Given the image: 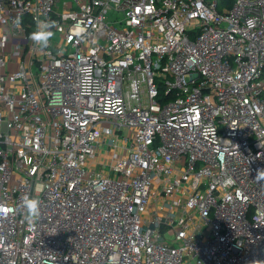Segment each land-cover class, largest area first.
Returning <instances> with one entry per match:
<instances>
[{
    "label": "built area",
    "instance_id": "obj_1",
    "mask_svg": "<svg viewBox=\"0 0 264 264\" xmlns=\"http://www.w3.org/2000/svg\"><path fill=\"white\" fill-rule=\"evenodd\" d=\"M260 169L264 0H0V264L264 261Z\"/></svg>",
    "mask_w": 264,
    "mask_h": 264
},
{
    "label": "clouds",
    "instance_id": "obj_2",
    "mask_svg": "<svg viewBox=\"0 0 264 264\" xmlns=\"http://www.w3.org/2000/svg\"><path fill=\"white\" fill-rule=\"evenodd\" d=\"M35 30L29 35L32 43L38 47L42 52L47 50L50 46V41L53 39L55 33L52 31L56 27V22L48 18L36 17L34 20ZM12 26L15 29H21L22 18L17 16L12 21ZM257 181H264V169H260L256 176ZM42 201L38 198L25 196L21 200V208L24 212V221L29 225H35L41 218ZM250 264H264V261L253 260Z\"/></svg>",
    "mask_w": 264,
    "mask_h": 264
},
{
    "label": "trees",
    "instance_id": "obj_3",
    "mask_svg": "<svg viewBox=\"0 0 264 264\" xmlns=\"http://www.w3.org/2000/svg\"><path fill=\"white\" fill-rule=\"evenodd\" d=\"M233 0H220L221 4L229 6Z\"/></svg>",
    "mask_w": 264,
    "mask_h": 264
},
{
    "label": "rangeland",
    "instance_id": "obj_4",
    "mask_svg": "<svg viewBox=\"0 0 264 264\" xmlns=\"http://www.w3.org/2000/svg\"><path fill=\"white\" fill-rule=\"evenodd\" d=\"M110 16H113V14H110ZM116 18H119V15H117Z\"/></svg>",
    "mask_w": 264,
    "mask_h": 264
}]
</instances>
